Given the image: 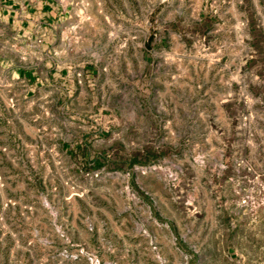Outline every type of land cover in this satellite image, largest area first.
Masks as SVG:
<instances>
[{
  "label": "rangeland",
  "instance_id": "rangeland-1",
  "mask_svg": "<svg viewBox=\"0 0 264 264\" xmlns=\"http://www.w3.org/2000/svg\"><path fill=\"white\" fill-rule=\"evenodd\" d=\"M48 2L24 49L0 12V264L256 262L264 0Z\"/></svg>",
  "mask_w": 264,
  "mask_h": 264
},
{
  "label": "crops",
  "instance_id": "crops-1",
  "mask_svg": "<svg viewBox=\"0 0 264 264\" xmlns=\"http://www.w3.org/2000/svg\"><path fill=\"white\" fill-rule=\"evenodd\" d=\"M0 0V12H5L7 17L10 15V13H13L14 15H20L21 20L19 23H16L15 26L17 32H20V37H18L17 43L20 44V46L23 47L25 43H31L36 38L40 36V34H44L45 32H48L50 37H56L58 35V32L63 31L64 25L63 21L61 20V16L64 15V9L63 6H58L55 4L54 6L52 3H49L48 0ZM17 6V7H15ZM221 12V10H220ZM50 18H53L55 21L53 24L48 25V29L45 27L47 26L46 21L50 20ZM8 20V18H6ZM18 50H21L20 47H18ZM33 52L32 56L38 58L41 53L48 54V59L51 62L52 60L57 61L60 60V58L63 57V52L60 50V47L58 48L56 45H46V41L43 44L33 46ZM28 54H31L30 51H28ZM19 54V53H18ZM28 57L30 55H26V53L23 51L22 55H20L21 59H24L25 57ZM54 69L50 67V64H48V70H47V80H44V82H47L48 85L51 84V82H54L53 85L56 86V83L58 79L63 80V77L57 73V71H54L53 74L51 72ZM27 76H34L33 71H26ZM25 72H20L19 74L23 77ZM62 73V72H61ZM36 77L41 78V76L38 74ZM37 78H35L36 80ZM42 79V78H41ZM63 85V83H62ZM233 254V258H230L229 264H264V248H260L256 252V256L258 257L256 262L254 261H248L245 257V254H238L234 250L230 253V255ZM235 256H238V259H236Z\"/></svg>",
  "mask_w": 264,
  "mask_h": 264
}]
</instances>
